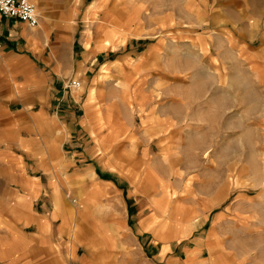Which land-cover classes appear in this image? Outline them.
Returning a JSON list of instances; mask_svg holds the SVG:
<instances>
[{
	"label": "crops",
	"instance_id": "crops-1",
	"mask_svg": "<svg viewBox=\"0 0 264 264\" xmlns=\"http://www.w3.org/2000/svg\"><path fill=\"white\" fill-rule=\"evenodd\" d=\"M31 1L38 14L35 27L0 15V264H134L135 243L137 254L150 246L164 260L173 241L170 228L163 238L154 232L164 221L156 208L132 225L128 211L134 204L125 200L127 215L120 217L121 202L112 191L123 197L124 179L97 160L92 147L116 142L134 127L136 112L155 130L176 122L156 110L159 93L170 95L180 121L186 119L187 87L170 86L171 56L158 52L166 40L153 42L149 55L113 56L128 46L130 36L141 41L145 35L144 28L129 29L123 22V0ZM79 14L96 22L81 30L74 21ZM239 49L264 84V48ZM210 58L214 68L218 60ZM104 67L109 72H102ZM195 69L196 76L209 73L203 60ZM70 78L81 86L64 89ZM157 80H166L161 91ZM147 234L141 245L138 236ZM210 235L217 239L213 246L207 235L187 250L182 263L175 262L214 264L220 242L216 231Z\"/></svg>",
	"mask_w": 264,
	"mask_h": 264
},
{
	"label": "rangeland",
	"instance_id": "rangeland-1",
	"mask_svg": "<svg viewBox=\"0 0 264 264\" xmlns=\"http://www.w3.org/2000/svg\"><path fill=\"white\" fill-rule=\"evenodd\" d=\"M123 7V22L129 29L144 28L145 35L141 41L130 36L128 46L113 56L149 55V46L165 39L158 52L171 56L169 84L188 90L185 120L179 119L178 103L159 93L153 101L156 110L174 116L172 125L155 130L136 112L134 127L116 142L86 145L124 179L125 195L112 191L121 202L120 217L127 215L125 201L134 204L132 213L127 208L132 225L156 208L164 221L154 232L163 238V231L171 230V250L164 260L150 246L137 254L135 243L134 264L182 263L187 250L207 235L213 246L217 239L210 233L215 231L220 243L214 264H264V84L239 49L264 48V0H123ZM74 21L81 30L96 22L83 14ZM212 56L218 60L214 68ZM202 60L209 73L196 76ZM180 66L187 69L179 73ZM164 81L157 80L158 90ZM158 215H152L154 222ZM149 238L138 236L141 245ZM200 249L203 258L209 257L203 245Z\"/></svg>",
	"mask_w": 264,
	"mask_h": 264
},
{
	"label": "built area",
	"instance_id": "built-area-1",
	"mask_svg": "<svg viewBox=\"0 0 264 264\" xmlns=\"http://www.w3.org/2000/svg\"><path fill=\"white\" fill-rule=\"evenodd\" d=\"M0 15L15 18L35 27L38 24V14L35 4L31 0H0ZM2 43L0 42V60ZM81 86L78 78H70L65 81L64 89H73Z\"/></svg>",
	"mask_w": 264,
	"mask_h": 264
}]
</instances>
